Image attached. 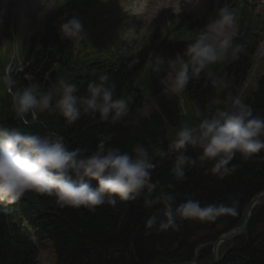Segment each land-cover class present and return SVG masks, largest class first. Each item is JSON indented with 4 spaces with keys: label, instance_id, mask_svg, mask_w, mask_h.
Returning a JSON list of instances; mask_svg holds the SVG:
<instances>
[{
    "label": "trees",
    "instance_id": "1",
    "mask_svg": "<svg viewBox=\"0 0 264 264\" xmlns=\"http://www.w3.org/2000/svg\"><path fill=\"white\" fill-rule=\"evenodd\" d=\"M248 3H227L236 13L238 31L233 43L242 45L243 50L237 59L213 64L209 69L223 79L226 87H215L201 73L200 79L191 80L185 91L177 95L164 88L169 63L176 55L189 59L187 45L205 28L202 23H194L190 16L180 23L171 19L164 30L168 37L165 34L143 39V60L134 63L132 51L121 53L113 41L86 39L76 46L61 39L60 24L73 14L80 17L77 0H61L46 22L44 33L32 38L26 48L24 72L11 73L16 81L13 91L33 82L47 90L64 79L76 84L77 95L83 96L89 82L98 81L100 75L107 73L116 84L115 96L128 99V123L111 125L102 121L99 114H87L69 125L59 111L39 113L35 121L28 115L25 123L16 118L11 94L0 83V126L41 136L59 135L69 149L80 148L91 155L102 136L109 134L112 140L108 146L129 153L137 143L149 151L166 148L182 126L199 124L197 109L203 113L223 108L226 98L233 95L250 105L253 115L264 116V56L256 66L259 46L264 41V6L256 13ZM157 54L165 58L164 64L154 63ZM7 63L0 49V76ZM149 63H153L152 68L147 67ZM213 99L221 103L212 105ZM141 108L144 115L139 125L132 124ZM199 151L189 148L187 154L196 156ZM174 160L173 156L153 172V180L158 182L154 195L168 191L166 184L175 183L170 174ZM231 164L236 165V171L224 180L206 173V167L197 164L187 170L184 182L176 184L174 194L177 204L193 199L202 207L213 203L232 207L235 202V214L222 215L214 223L184 221L179 231L158 234L147 229V219L158 214L161 206L147 209L143 198L118 202L115 207L105 203L94 213L61 207L54 197L31 191L14 204L0 203V264H38L44 250L49 252V264H182L195 259L199 264H211L210 243L240 226L246 207L264 192V151L247 162L237 156ZM218 264H264V204L255 208L245 235L221 247Z\"/></svg>",
    "mask_w": 264,
    "mask_h": 264
},
{
    "label": "clouds",
    "instance_id": "2",
    "mask_svg": "<svg viewBox=\"0 0 264 264\" xmlns=\"http://www.w3.org/2000/svg\"><path fill=\"white\" fill-rule=\"evenodd\" d=\"M41 2L44 11L40 16L43 18L49 12L51 0ZM218 17L187 45L188 60L169 63L173 73L170 92L183 93L191 80L201 78V73L209 77L215 87H226L223 79L209 70L210 66L237 59L243 46L233 43L237 35L235 10L226 4ZM130 31L134 36V30ZM59 33L61 39L76 46L87 39L75 14L60 24ZM17 41L22 45L19 39ZM154 63L164 64L165 58L157 54ZM147 67L152 68L153 63ZM0 83L11 94L16 118L25 123L28 115L35 121L38 114L45 111H59L69 125L87 114H99L102 121L111 125L127 124L125 118L131 114L128 99L115 96L116 84L107 73L100 75L98 81L89 82L83 96L77 95L76 84L64 79L47 90L33 82L13 91L16 81L10 67L4 69ZM211 103L219 105L221 101L213 99ZM143 115L144 110L137 109L131 123L139 125ZM195 115L199 124L182 126L166 148L155 147L149 151L137 143L131 153L108 146L111 134L102 136L96 151L86 155V150L69 149L62 136H41L16 127L0 126V203L14 204L31 191L54 197L61 207L94 213L105 203L115 207L118 202L143 198L147 209L161 206L158 214L150 216L145 224L147 229L158 234L179 231L184 221L214 223L222 215L235 214V202L232 207L223 203L202 207L193 199L177 204L175 187L187 179V170L197 164L206 167V173L224 180L235 173L236 165L231 162L237 156L247 162L254 154L264 151V116L253 115L251 106L235 95L226 98L223 108L216 107L214 111L203 113L197 109ZM189 148L199 149V154L188 155ZM173 156L170 174L175 183L166 184L164 188L168 191L161 190L154 195L158 182H154L153 172Z\"/></svg>",
    "mask_w": 264,
    "mask_h": 264
},
{
    "label": "rangeland",
    "instance_id": "3",
    "mask_svg": "<svg viewBox=\"0 0 264 264\" xmlns=\"http://www.w3.org/2000/svg\"><path fill=\"white\" fill-rule=\"evenodd\" d=\"M7 1V4L3 3L1 10L3 23L0 24V43L5 56L9 59L11 72L16 73L24 70L23 52L26 50L27 42L30 37L43 32L45 20L53 10L56 0H51L49 12L43 18L40 16L44 11L41 0ZM197 2L198 0H79L78 8L81 12L79 19L84 24L87 40L118 42L123 51L129 48L133 50L135 61H141L142 38L161 36L163 26H167L170 19L180 23L186 15H191L194 21L207 26L218 19L215 8L220 10L226 5V0H200V5L194 6ZM250 2L259 11L264 0ZM130 30H134V36ZM262 55L264 52L260 45L257 60ZM175 60L180 61V56ZM172 75L170 69L164 82L168 93H172L169 91ZM140 89L143 91L144 87L141 86ZM49 260V252L44 250L39 255L38 264H49Z\"/></svg>",
    "mask_w": 264,
    "mask_h": 264
},
{
    "label": "water",
    "instance_id": "4",
    "mask_svg": "<svg viewBox=\"0 0 264 264\" xmlns=\"http://www.w3.org/2000/svg\"><path fill=\"white\" fill-rule=\"evenodd\" d=\"M264 202V192L258 194L251 202L250 204L246 207L244 215H243V220L240 226L224 233L220 237H218L213 243H210L212 246V260L213 262L211 264H218L219 263V249L220 247L228 242H234L236 239L242 237L245 235L248 224L252 218L253 212L255 208L263 204ZM182 264H198L197 261L194 262H186Z\"/></svg>",
    "mask_w": 264,
    "mask_h": 264
},
{
    "label": "bare ground",
    "instance_id": "5",
    "mask_svg": "<svg viewBox=\"0 0 264 264\" xmlns=\"http://www.w3.org/2000/svg\"><path fill=\"white\" fill-rule=\"evenodd\" d=\"M7 2H8L7 0H4V3L5 4H7ZM200 3H201L200 0H198V2L196 3V5H194V6L200 5ZM261 48H262V52H264V44H262Z\"/></svg>",
    "mask_w": 264,
    "mask_h": 264
}]
</instances>
